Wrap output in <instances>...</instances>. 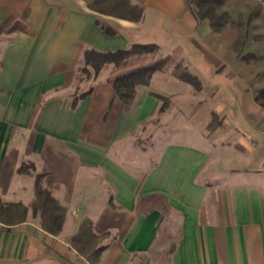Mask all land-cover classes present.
I'll return each instance as SVG.
<instances>
[{
	"label": "crops",
	"instance_id": "obj_1",
	"mask_svg": "<svg viewBox=\"0 0 264 264\" xmlns=\"http://www.w3.org/2000/svg\"><path fill=\"white\" fill-rule=\"evenodd\" d=\"M130 1L143 7L137 23L81 0H0V199L29 206L41 174L66 209L58 236L31 210L22 224L0 223V264H86L69 244L83 220L105 247L98 264H264V109L240 76L232 106L219 86L194 92L168 69L129 108L112 100L124 67L78 83L86 50L154 44L186 67L199 29L187 0ZM15 23L26 31L7 32ZM77 87L92 92L73 107ZM153 94L168 99L164 111ZM199 109L205 130L174 139L176 121Z\"/></svg>",
	"mask_w": 264,
	"mask_h": 264
},
{
	"label": "trees",
	"instance_id": "obj_2",
	"mask_svg": "<svg viewBox=\"0 0 264 264\" xmlns=\"http://www.w3.org/2000/svg\"><path fill=\"white\" fill-rule=\"evenodd\" d=\"M86 7L93 13L112 17L132 23L141 21L143 17V7L131 3L130 0H81ZM208 8L205 10L202 19H208L211 29L218 31L222 27L223 17L215 14L211 0ZM198 3H201L199 0ZM192 10V9H191ZM193 11V10H192ZM195 14V13H194ZM196 17V15H195ZM197 18V17H196ZM26 31L25 27L19 23L13 24L7 32ZM160 49L154 44H133L127 49L114 52L101 53L95 50H86L83 52V67L80 72L87 76L95 78L99 72L106 66L112 65L114 68H120L127 64L133 58L151 57L152 61L134 69H130L117 75L111 82L112 100H118L125 107H131L137 98V87L148 86L152 77L168 69L170 75L178 82L189 86L194 92H199L202 88L198 78L193 75L182 61H174L170 56H159ZM92 88L75 95L72 100V106L75 107L78 102L89 96ZM260 98H264V90L258 92ZM160 105V111H164L168 99L153 94ZM264 109V105H261ZM220 124L216 115H213L212 122L208 131L212 132ZM22 164L18 171L24 173L31 166ZM43 175L37 174L34 179L33 199L29 206L21 203H4L0 199V223L6 226H16L22 224L27 219L28 210L32 215L38 218L40 229L51 235L58 236L63 227L66 209L52 197L50 192L42 186ZM98 236L94 233L92 224L88 220L80 222L76 233L69 239V244L73 250L85 261L86 264H98L104 246L97 245Z\"/></svg>",
	"mask_w": 264,
	"mask_h": 264
},
{
	"label": "rangeland",
	"instance_id": "obj_3",
	"mask_svg": "<svg viewBox=\"0 0 264 264\" xmlns=\"http://www.w3.org/2000/svg\"><path fill=\"white\" fill-rule=\"evenodd\" d=\"M198 1L187 0L189 7L197 17L199 29L194 37L198 46L194 43L193 48L186 49L189 59L186 68L198 78L203 87L205 85L219 86L218 96L225 98L229 103L231 100L236 101L234 82L237 77H241L254 91L256 103L260 106L264 105V98H260L258 94L260 90H264V0H211L210 5L213 6L215 14L224 19L218 31L211 29L208 19H202L210 1L200 0L201 3ZM215 57L220 59L218 60L220 64L217 66H215ZM133 60L137 63L138 58L129 60L128 67L127 64L123 66L127 71L130 70L129 63L132 65L133 62L130 61ZM80 76L82 79H79L78 83L91 79L83 73ZM80 93L81 90L77 87L75 95ZM202 111L196 110V113L192 115L193 119L189 122L178 119L175 130L182 131V133L174 136V139H193L195 137L192 138V136L203 132L205 121L201 120L204 117ZM226 112L229 117L233 116L235 121L242 120L234 108ZM190 130L194 135L188 133Z\"/></svg>",
	"mask_w": 264,
	"mask_h": 264
}]
</instances>
